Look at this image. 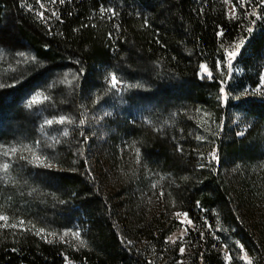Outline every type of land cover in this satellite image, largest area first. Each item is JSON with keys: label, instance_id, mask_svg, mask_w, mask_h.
I'll list each match as a JSON object with an SVG mask.
<instances>
[{"label": "trees", "instance_id": "1", "mask_svg": "<svg viewBox=\"0 0 264 264\" xmlns=\"http://www.w3.org/2000/svg\"><path fill=\"white\" fill-rule=\"evenodd\" d=\"M228 2L235 8V18L229 15L225 0H65L63 4L60 0H0V121H9L11 133L18 120L19 130L54 138L49 142L40 136L39 141L45 149H54L51 155L60 166L55 174L58 188L80 200L92 214L87 243L78 248L49 243L28 231L1 228L0 264H156L146 248L139 249L124 238L128 225L114 219L115 209L93 174L94 151L103 145L115 160L120 149L114 144L118 134L114 127L97 149H91L95 118L86 102L101 90L102 72L108 68L126 83L137 79L142 83L141 89L132 91L131 100L135 105L152 104L154 114L135 119L138 125L125 121L128 132L124 131L136 140L156 174L175 177L178 185L167 189L179 209L197 224L204 220L214 228L221 224L219 234L236 261L242 245L256 264H264V232L257 225L250 229L247 215L236 206L240 199L255 212L257 196H264L259 186L264 167L254 165L250 159L254 152L248 146L259 141L255 122L264 121V100L244 95L258 86L264 62V5L261 0H243V7L240 0ZM101 7L115 15L102 14ZM53 11L59 19L52 16ZM219 32L223 35L218 36ZM241 39L245 43L234 61L239 73L227 79L225 50ZM201 64L207 73L201 71ZM135 69L145 76L136 77ZM221 81L227 82L222 85ZM38 91L49 99L41 97L32 108L26 106L24 99ZM106 105L111 107L109 102ZM233 112L251 121L245 131L232 126ZM159 114L164 126L154 123ZM61 115L74 123L53 124L40 131L45 120ZM80 119L85 120L83 126ZM65 128L67 137L62 135ZM7 131L0 129V140L14 138ZM227 163L236 165L235 176L240 179V189L234 192L224 173ZM248 165L253 166L252 179ZM25 189L16 193L0 188L1 207L8 213L9 207L19 204L23 212L31 211L30 205L37 209V201L25 199ZM151 227L147 233L159 232L154 239L158 247L167 231ZM199 236L189 231L195 263L221 264L220 256Z\"/></svg>", "mask_w": 264, "mask_h": 264}, {"label": "rangeland", "instance_id": "2", "mask_svg": "<svg viewBox=\"0 0 264 264\" xmlns=\"http://www.w3.org/2000/svg\"><path fill=\"white\" fill-rule=\"evenodd\" d=\"M226 4L229 15L233 16V6L229 2ZM238 42H234L228 50H233L234 44ZM238 55H240V52ZM234 61L231 72L227 68L229 72L227 79H230L233 72L239 73V68L234 65ZM124 70L134 71L130 67H126ZM124 70H122L123 73ZM115 72L110 68L103 70L101 79L103 84L102 88L97 95H93L86 102V106L94 114L93 117L95 118V122L93 123L95 126V135L91 138L94 139V142L91 144V149L95 150L99 147L98 142L103 141L108 136L109 128L114 127V129H117L118 134L114 138V144L120 148L117 158L114 160L108 154L106 148L101 145L100 151H92L95 162L93 174L98 182L102 184L103 191L109 200L111 208L115 209L114 219L119 224L124 226L128 225L129 229L126 228L127 226L124 228L126 231L123 234L124 238L129 244L138 246L139 249L146 248L147 253L150 254V257L156 264H196L193 258L195 250H193V244L189 238V231L192 230L198 232L199 235L201 233L204 234L203 238H201V235L199 237L220 256L221 264H245L240 259V256L245 254L252 264H256L254 257H250L245 251L242 253L241 250L239 253V261L234 259L228 242L219 234L222 233L221 224L217 228H214L207 220L197 224L190 217L188 218L192 223L185 224L182 223L184 216L176 215V213L185 212L179 209V202H176L171 197L167 189L169 185H173V187L178 185L175 177L172 174L164 172L162 175L156 174L153 168L143 159L141 149L137 145L136 140L128 135L129 133L125 132H128V130L123 127L125 121L138 125L139 123L135 119L138 120L140 117H145L142 119L145 120L148 118L145 114H154L150 110V105L152 106V104H148L146 101V103L135 105L131 100L132 91L134 92V89H141L142 83L139 79H137L138 81L134 80L133 83L128 81L126 83L122 76H118V73L115 74ZM122 72L119 73L122 74ZM112 75H116L118 78L117 89L110 87ZM142 76H145V74L136 70V77ZM262 77H264V62L259 74L258 86L251 90L246 87L245 90H250V93L247 92V94H244L245 96L253 95L264 100V79ZM42 93L39 91L35 92L24 99L23 103L28 106L34 96ZM107 102L110 103L111 107L106 105ZM133 104L135 106H132ZM35 105H32L31 108ZM108 114L110 115L108 117L109 119L107 118L108 120L102 121V118ZM232 117V126H236L241 131H245L251 122L239 112H233ZM157 122L160 126L165 125V120L162 118V115L159 114L158 118H154V123L156 124ZM8 123L9 121H0V129H8L6 135L11 134V137H14L13 139L4 138L0 140V166L4 163L9 164L7 171H4L0 167V188H7V192L22 193L21 187H26L25 199L33 202L37 201L39 204L38 208L34 210L30 205L29 209L31 211L29 212H23V205L19 204L18 208L14 206L9 207L10 211L8 213L7 210L1 207V205H4L2 203L4 198H0V215H6L8 217L7 221H0V229L6 228L11 231H28L44 241H51V243L63 242L73 248L81 247V241L83 242V246L86 245L88 233L91 229L90 221L92 214L82 206L80 200H76L66 190L58 188L55 174L60 166L56 164L55 157L51 155L54 153V149H45L39 141L40 136L49 142H53L54 138L45 135L39 136L38 132L34 136L33 133L28 134L23 130L21 131L17 127V124H19L18 120L13 122L14 127L12 126L11 129L15 132L11 133ZM255 128L260 138L257 142L252 141L248 143V146L254 152L251 154L252 157L250 159L255 162L254 165H258L256 167L263 168L264 121L255 122ZM35 138L36 140L33 141ZM19 140L21 141L19 142ZM37 141H39V144H37ZM12 148L17 149L15 154L11 153ZM4 151H9V156H4ZM34 155L44 157V164L50 163L52 166H35L36 164H40V161L34 160ZM21 157L24 158L21 159ZM231 164H226L224 173L227 174L228 185L234 192L235 189H240L241 185L240 179L235 176L237 167ZM248 166L249 172L247 174L252 179L254 175L253 166ZM262 181H259V186H263L261 191L264 193V178H262ZM164 183H166L165 190L163 187ZM235 183L236 185H234ZM154 185L155 187H153ZM162 193L163 195H161ZM8 195L10 196L9 198L14 196L11 194ZM257 198V207L255 206L254 209H257L258 206L259 209L255 212L252 211L253 207L246 208L248 205L240 199L236 203V206L239 212L245 213V216H248H246V221L250 229H252V225H257V229L264 232V206L260 203V201L264 202V196H257ZM258 203L260 204L258 205ZM26 205L27 203H25ZM14 208L17 209L14 210L16 213H12ZM100 216L101 214L98 213L97 217L99 219L101 218ZM21 221H23V224L20 223ZM13 224L16 225L15 228L11 227ZM151 224L153 225L151 228L160 227L164 233L167 231L158 247L154 244V239H157L159 232L155 230L152 234L150 232L147 233L146 230ZM40 229H43V232L37 234ZM75 232L80 233L79 239L75 238ZM48 233H54L55 235H48ZM151 235L154 238H150ZM60 237H63V239L61 240ZM169 237L172 239L170 240ZM181 247L185 248L183 254L179 251ZM226 255L230 256L231 259L226 261Z\"/></svg>", "mask_w": 264, "mask_h": 264}, {"label": "snow or ice", "instance_id": "3", "mask_svg": "<svg viewBox=\"0 0 264 264\" xmlns=\"http://www.w3.org/2000/svg\"><path fill=\"white\" fill-rule=\"evenodd\" d=\"M37 2H39V0H37ZM55 2H56V0H52V3H55ZM64 2H65V0H60V3L61 4H63ZM225 2L227 3L228 0H225ZM240 3H241V6L243 7L244 6L243 0H240ZM261 4L264 5V0H261ZM40 7L41 8H44V4L41 3L40 4ZM105 11L112 12L113 15H115V13L113 12L112 9H104L103 7H101V13L103 14ZM38 15L41 18H43V13L42 12L38 13ZM250 15H256V13L255 12H252ZM52 16L53 17H56L57 19H59L58 15H57V13L55 11L52 12ZM233 18H235V8L233 9ZM258 18H260V17H258ZM252 23H255V21H252ZM247 31L249 33H251L252 32V28H248ZM217 35L218 36H222L223 33L222 32H219V33H217ZM244 43H245V41L243 39H241L238 43L234 44L233 50H230V51L229 50H225L226 66H227L229 72H231V69L233 67V61L235 60V58L239 54V52H240V50H241V48H242V46H243ZM200 67H201L202 72H205V73L208 72V69H207V67L204 64H201ZM217 68L218 69L221 68V63H219V62L217 63ZM208 75H209V77H211V73H208ZM262 79H264V77H262ZM226 82L227 81H221V84L223 85ZM117 86H118V78H117L116 75H112L111 76V80H110V87L112 89H117ZM220 92L221 93H224L225 92V89H224L223 86L220 87ZM41 96H42V94L37 95V96H34L31 99V101L29 102L28 107H31L32 105H35V104L40 103L41 102ZM48 99H49V97H47V96H44L43 97V100H45V101L48 100ZM73 123H74L73 120H71L70 118H68L66 116L61 115L58 118H53V119H47V120H45L44 121V124L40 126V131L43 132L44 129H45V126L50 127L53 124L64 125V124H73ZM84 124H85V120L84 119H80L79 120V125L80 126H83ZM62 135L64 137H67L69 135V131H68L67 128H65L63 130ZM86 139L87 138L85 137V142H86ZM55 142L56 143H59L58 140H56ZM37 144H39V141H37ZM16 152H17V149L16 148H12L11 149V153L12 154H15ZM9 154H10L9 151H4L3 152V155L4 156H9ZM23 158L24 157H21V159H23ZM212 158L213 159H216L215 153L212 154ZM44 159H45L44 157L34 155V160L40 161V164H36L35 166H41V165H43V166H46V167H51L52 165L50 163L49 164H44ZM0 167H2V169L4 171H7L9 169V164L8 163H4ZM153 187H155V185ZM161 195H163V193ZM176 215L177 216H180V215H183L184 216V220L182 221V223H185V224H191L192 223V221L188 218L187 213H176ZM7 220H8V217L6 215H0V221H7ZM20 223L23 224V221H21ZM11 227L12 228H15L16 225L13 224V225H11ZM41 232H43V229H40L37 234H40ZM48 235H55V234L54 233H48ZM65 235H67V233H65ZM200 235H201V238L204 237V234L203 233H201ZM74 236H75L76 239H79L80 238V233L79 232H75L74 233ZM60 239L62 240L63 237H60ZM169 239L171 240L172 238L169 237ZM48 242L51 243V241H48ZM81 246H83V242L82 241H81ZM239 246H240L241 252L243 253L244 252L243 246L242 245H239ZM179 251H180L181 254H183L185 252V248L184 247H181L179 249ZM230 259H231L230 256H227V255L225 256V260L226 261H228ZM240 259L243 260L245 262V264H252V262L249 261L248 256L246 254L240 256Z\"/></svg>", "mask_w": 264, "mask_h": 264}]
</instances>
